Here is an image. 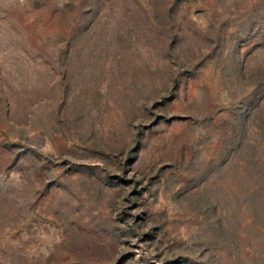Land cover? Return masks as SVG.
<instances>
[{"label": "rangeland", "instance_id": "rangeland-1", "mask_svg": "<svg viewBox=\"0 0 264 264\" xmlns=\"http://www.w3.org/2000/svg\"><path fill=\"white\" fill-rule=\"evenodd\" d=\"M0 264H264V0H0Z\"/></svg>", "mask_w": 264, "mask_h": 264}]
</instances>
